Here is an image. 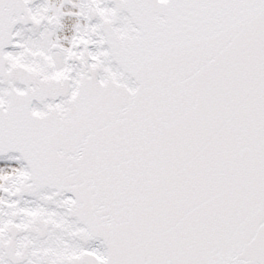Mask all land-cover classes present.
Instances as JSON below:
<instances>
[{"label": "snow or ice", "instance_id": "1", "mask_svg": "<svg viewBox=\"0 0 264 264\" xmlns=\"http://www.w3.org/2000/svg\"><path fill=\"white\" fill-rule=\"evenodd\" d=\"M0 264H264V0H0Z\"/></svg>", "mask_w": 264, "mask_h": 264}]
</instances>
